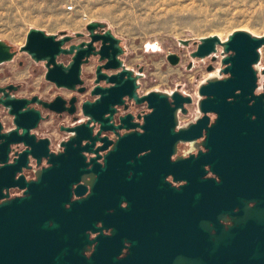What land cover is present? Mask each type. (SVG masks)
<instances>
[{"label":"water","instance_id":"1","mask_svg":"<svg viewBox=\"0 0 264 264\" xmlns=\"http://www.w3.org/2000/svg\"><path fill=\"white\" fill-rule=\"evenodd\" d=\"M86 26L90 42L85 48L84 43L65 48L63 45L69 35L47 34L34 27L28 30L24 44L19 47L35 61L45 62L44 78L58 88L76 90L77 84L82 83L81 64L88 61L91 53L99 54L100 60L107 59L104 69L121 67L118 78L106 77V82L113 85L93 87L90 94L98 97L81 103L82 121L60 127L68 136L57 143L56 152L50 150L47 138H36V134L30 132L43 117L38 108L28 105L37 102L56 114L66 111L76 120L75 96L66 100L56 95L46 102L36 95L27 99L5 93V99H0L13 117L12 127L0 131V198L7 196L2 193L3 187L25 188L22 197L0 203V264H79L83 261L84 264H103L98 255L83 259L81 247L86 236L82 231L81 241L75 240L71 206L78 203V212L84 213L88 205L101 196L116 200L119 174L135 166L149 169L154 158L170 155L178 140L196 136L204 139L203 165L217 171L221 181L215 182L213 178L204 181L207 228L203 251L199 249L193 257H176L172 264H264V83L261 91L256 92L255 67L264 36L235 29L223 40L215 34L199 39L191 56L205 57L216 52L217 46L222 47L225 52L221 59V64L225 65L222 70L227 76L208 78L206 84L199 85L198 95L203 98L198 100L197 107L202 116L188 127L175 131L177 113L185 111L184 103L191 102V97L176 90L171 93L152 90L137 97L135 77H131L132 72L117 58L123 51L120 40L101 22L90 21ZM97 28L105 29L97 34L94 33ZM94 41H101L97 51H92ZM11 48L9 43L0 40V64L13 59L15 51ZM110 48L113 54L108 52ZM62 53L72 56L66 65L57 61ZM167 60L176 65L179 56L170 52ZM99 68H96L95 82L105 77L99 74ZM261 72L264 74V69ZM124 75L127 78L120 79ZM123 95L137 103L146 101L151 112L142 116L141 124L126 125H138L140 130L109 140L107 136H100L109 129L103 126L102 117L107 112L105 121L111 117L112 106L120 104ZM209 113L215 114L210 124ZM125 118L122 117L120 124ZM97 142L100 144L96 145ZM141 152L144 153L138 155ZM86 154L92 156L87 159ZM42 160L46 166L33 172L34 179L26 180L23 168L32 169V162L39 164ZM235 186L246 187L245 195H241L245 200L238 202L241 198L238 195L235 200L232 198L230 188ZM88 187L87 197L70 201L72 194L79 196ZM249 201L255 204L248 206ZM67 202L71 206L66 209ZM235 206L240 211L226 228L220 220L225 219L227 213L233 214ZM50 220H53L52 225H49ZM118 263L112 257L108 264Z\"/></svg>","mask_w":264,"mask_h":264},{"label":"flooded vegetation","instance_id":"2","mask_svg":"<svg viewBox=\"0 0 264 264\" xmlns=\"http://www.w3.org/2000/svg\"><path fill=\"white\" fill-rule=\"evenodd\" d=\"M104 29L105 28H97L94 30V33L102 34ZM64 34L70 36L69 40L63 45L65 48L80 43H84L82 47L85 48L86 44L90 42V33L88 30L86 34L83 32H75L73 35L68 33ZM119 44L123 51L117 55V58L121 59L123 66L132 72L131 77H135L134 83L136 84L135 92L137 97L150 93L152 90L146 92L140 90L142 84L140 80L144 76V68L137 66V69H134L127 66L123 59L125 50L121 40ZM93 46L94 48L92 51L99 50L101 41H94ZM11 50H13V48H11ZM108 52L111 53L112 49L110 48ZM16 54L17 52L15 51L12 57L13 59ZM209 55L212 57V60L215 59V54ZM205 57L197 58L204 59ZM71 58V54L62 53L58 55L57 61L66 65L71 61ZM106 61V58L100 60L99 54L91 53L88 57V61L81 64L80 78L82 79V83L77 84L76 90L58 88L49 80H45V62L35 61L43 65V79L45 83L55 86L57 93L50 98H46L37 93L18 95L21 84L8 82L4 83V85H0V89L5 88L4 91H0V99H5V93L11 94L16 98L24 97L27 99L36 95L46 102L51 101L56 95H61V97H64L66 100L75 96L77 99L76 111L74 113L77 117L76 120H73V115L68 114L66 111H63L61 114H56L37 102L28 105L31 108H38L43 117L30 132L36 134V138H47L49 140L50 150L56 152L58 148L57 143L63 141L68 136V132L66 130H61L60 127L70 126L78 123V121H82L84 118L82 114H80L81 103L86 100L92 101L94 98L98 97V95L90 94L92 88L95 86L106 88L113 85L106 82V77L108 76H116L118 78L121 67L104 69L103 65ZM97 66H100L99 74L105 77L95 82L97 78ZM188 66L191 67V64ZM206 66L207 71L214 68V65L210 63ZM224 66L225 65L222 64V68ZM222 68L218 74L221 75L223 73L225 75L222 77H225L227 74L223 72ZM258 73L259 72H257V83L259 85ZM212 77L222 78L217 74L211 73L201 84H206L208 78ZM125 78H127V75H124L120 79L124 80ZM123 84L127 86V83ZM79 87H84V90L78 91L77 88ZM63 90L68 91L69 94H63ZM175 90L178 91L177 89ZM179 91L183 95H189L181 90ZM171 92L172 91L168 93ZM256 92L258 91L256 90ZM189 96L191 97V102L184 103L185 111L179 110L177 113L175 131L180 130V128L188 127L189 124L195 123V121L202 116V113L198 110L197 103L198 100L203 97L200 96L195 101L191 95ZM121 99L122 101L120 104L112 106L114 110L110 118L105 121L109 115L108 112L102 117L103 126L109 127V129L102 131L100 136H107L109 140H115L118 136L126 132L140 130L138 125L136 127H126V125L141 124L142 116L151 112L146 101L137 103L128 95L121 96ZM192 104L195 105L197 113L191 119H183L181 121L180 115H187L189 112L188 105ZM122 117L126 118L125 121L120 124ZM12 118L13 117L8 114L7 108L0 102L1 132L12 127ZM214 118L215 114L209 113L208 124L212 123ZM57 120L60 122L57 123ZM203 140V136L180 139L177 141L170 155L167 157L154 158L153 164L149 169L135 166L134 169L129 172L119 174L116 200L101 196L99 199L94 200L92 204L88 205L84 213L78 212V203L71 206V203L67 202L65 208L67 209L70 206L73 208L72 214L74 219L71 223L76 231L75 240L79 242L84 234L86 236V241L83 242V246L81 247L83 259H91L98 255L100 257L99 262H103V264H108L112 260V257L117 259L119 262L118 264H172L176 257H193L197 255L199 249L203 251L205 242L204 237L206 236L207 228L204 181L205 179L211 178H213L215 182L220 183L221 181L217 171L210 169L208 165H203L202 153L205 151L202 145ZM98 144L100 143L97 142L96 145ZM22 148L23 146L20 147V150ZM101 153L103 154L104 152ZM143 153L144 152L138 153V155ZM86 155L87 159L92 156L91 154ZM31 164L32 169L27 170L23 168L22 170L26 180L34 179L35 176L33 172L42 166H46L43 160L39 164L35 162ZM17 175H19V173H17ZM2 189V193L7 194V196L1 197L0 203L8 202L15 197H22L25 188L18 189L17 187H8V189H6L3 187ZM245 191L246 187L238 189L235 186L234 189L230 188V194L234 200L235 197L245 195ZM89 194L90 187H88L85 193L79 196L72 194L70 201L75 202L81 200ZM241 199L245 200L246 197L238 198L237 201L239 202ZM108 204H110V206ZM254 204V201L248 202V206H253ZM232 210L233 214L230 215L227 213L225 219L220 220L226 228L229 224H232L233 217L240 211L238 206H235ZM52 224L53 220H50L49 225ZM82 231L84 234L79 235ZM76 245L80 247L79 243ZM83 262H79V264H84Z\"/></svg>","mask_w":264,"mask_h":264},{"label":"rangeland","instance_id":"3","mask_svg":"<svg viewBox=\"0 0 264 264\" xmlns=\"http://www.w3.org/2000/svg\"><path fill=\"white\" fill-rule=\"evenodd\" d=\"M90 21L105 24L121 40L127 66L144 68L142 92L177 89L196 101L200 97L197 88L209 74L225 75L218 74L225 54L222 47L217 46L212 53L214 60L210 55L204 59L191 56L199 39L215 34L223 40L235 29L264 36V0H0V40L17 52L12 61L0 64V85L21 84L18 95L54 96L57 90L45 83L43 65L18 48L32 27L57 36L86 34ZM258 49L257 91H261L264 44ZM170 52L180 56L178 64L169 63ZM208 63L214 65L212 70L207 71ZM62 93L69 94L66 90ZM188 110L187 115H180L181 121L197 113L193 104L188 105Z\"/></svg>","mask_w":264,"mask_h":264},{"label":"bare ground","instance_id":"4","mask_svg":"<svg viewBox=\"0 0 264 264\" xmlns=\"http://www.w3.org/2000/svg\"><path fill=\"white\" fill-rule=\"evenodd\" d=\"M243 30H244V29H243ZM149 46H150L151 48H156L155 45H151V44H150ZM256 65H257V63H256ZM259 66H260L259 64L257 65V67L255 66L256 69L259 68ZM257 72H258V69H257Z\"/></svg>","mask_w":264,"mask_h":264}]
</instances>
